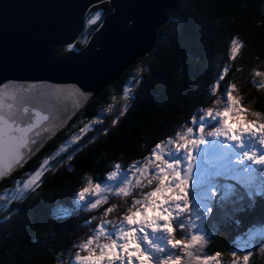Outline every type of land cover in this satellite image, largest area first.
Segmentation results:
<instances>
[{
  "label": "trees",
  "instance_id": "obj_1",
  "mask_svg": "<svg viewBox=\"0 0 264 264\" xmlns=\"http://www.w3.org/2000/svg\"><path fill=\"white\" fill-rule=\"evenodd\" d=\"M112 9L109 1L90 8L76 42L78 49L87 45ZM233 38L241 47L237 56L229 59ZM255 72H264V0H179L170 20L160 28L154 50L137 59L24 167L0 182V264H78L77 256L86 254L81 244L105 238L103 234L97 238L95 232L104 221H108L104 231L111 236L107 238L111 242L117 231L116 218H123L120 211L112 209L104 219L98 213L105 214L112 205L96 210L90 207L93 195L86 194L85 200H80L78 193L98 184L116 194L119 186H125L124 180L130 181L129 174L137 165L156 170L153 151L163 149L164 158L170 159L176 151L174 145L179 143L177 135L187 133L188 128L193 129L188 139L202 137L208 150L215 136L209 133H214L219 123L211 121L206 127L201 111L211 107L217 98L223 100L218 101L216 109L223 111L228 86L238 89L246 103H253L264 116V86H260L261 77ZM221 73L223 79L219 80ZM124 88L129 89L127 101L123 99ZM91 120L97 123L90 124ZM85 124L90 130L73 143L72 136L78 135ZM157 143L162 145L160 149H155ZM182 151L183 148L179 153ZM45 159L49 163L40 169ZM116 165L119 178L115 181L123 182L114 190L116 176L109 180L108 175L117 170ZM37 170L41 177L24 188V182ZM141 172L144 171H138L134 178ZM254 175V184L241 179L238 186H248L252 191L260 187L262 192H253L254 200L247 202L254 209L232 220V224L217 212V201L221 198L226 202L225 197L216 193L211 198L215 235L197 244L196 249H202L206 257L220 253L217 264H233L231 254L242 260L249 252L253 255L248 264H264V250L258 248L259 240L264 241V164ZM150 177H141L139 183H150L149 191H153L157 177ZM127 189V196L133 200L138 187ZM191 193L196 194V190ZM175 251L168 245L158 255L159 262L171 259L169 255Z\"/></svg>",
  "mask_w": 264,
  "mask_h": 264
},
{
  "label": "water",
  "instance_id": "obj_2",
  "mask_svg": "<svg viewBox=\"0 0 264 264\" xmlns=\"http://www.w3.org/2000/svg\"><path fill=\"white\" fill-rule=\"evenodd\" d=\"M109 1L112 11L83 49L76 47L90 8ZM179 0H0V88L5 89L4 111L19 115L21 101L9 94L20 86L70 84L78 81L88 99L69 104L65 123L49 126L36 143L25 149L24 159L4 168L0 182L19 171L75 116L139 58L156 47L158 32L171 18ZM73 47L69 50L68 45ZM31 101L23 106H32ZM25 117H21V120ZM202 163L191 164L188 181Z\"/></svg>",
  "mask_w": 264,
  "mask_h": 264
},
{
  "label": "snow or ice",
  "instance_id": "obj_3",
  "mask_svg": "<svg viewBox=\"0 0 264 264\" xmlns=\"http://www.w3.org/2000/svg\"><path fill=\"white\" fill-rule=\"evenodd\" d=\"M73 47L72 44L68 45L69 50ZM241 45L236 39L231 40L229 59L237 56L238 50ZM227 71V69H225ZM255 76L261 77L260 86H264V72H255ZM219 80L223 79V73L218 77ZM79 82L75 81L70 84L49 85L47 87H37L36 85H29L27 87L20 86L13 90L9 94V98L12 100L19 99L21 101V110L19 115L11 111V105H9V111L6 113L5 108V89L0 88V175L3 174L4 168H12L14 165L20 163L24 159L25 149L30 144L36 143V137H39L41 132H48L49 126H56L57 123L63 124L67 118L71 115L69 111V104L73 108L78 105L76 100L83 97L88 99L85 89L81 91L83 85L77 87ZM215 87V86H214ZM232 86H228L226 89L227 94V106L223 111L213 113L211 110L207 112V116L214 118L219 117L220 127L216 129L214 133L210 135L224 136L233 141H239L242 135L249 134L258 136L260 142L264 145V117H261L259 113H249L248 110L243 109L237 103L234 98ZM129 89L124 88L123 99L127 101L129 99ZM115 100V97H113ZM29 101L33 102L31 107L23 106ZM111 110V106H109ZM120 115H124V109L121 108ZM251 115L254 117L252 120L244 119ZM21 117L25 119L21 120ZM240 117L241 119H235ZM201 119H204L201 116ZM234 121L235 126L232 125ZM261 121V122H257ZM116 120H112V124H116ZM97 123V120H91L90 124ZM90 130L89 124H85L80 128L78 135L72 136V142L75 143L80 137ZM192 128L187 129V133L177 135L175 149L179 151L181 148L189 154L191 159L190 149L195 148L202 142L200 139H188V134H191ZM168 144L172 145L173 141L169 140ZM162 145L157 143L155 149H160ZM63 150V149H61ZM164 153H157L153 151L152 159L156 161L157 172V186L153 191L147 192L143 199H134L131 201V206L123 216V223L127 227H118L115 238L110 243L98 245V254L93 252L90 247L93 243L92 239H89L87 243L81 244L80 247L84 249L88 255L77 256L78 264H150V257L145 254L140 244L138 243V230L151 229L152 231H163L168 234V244L173 249H181L184 251V255H190L187 251L192 249L195 245L201 242L199 236H192L189 241H184L174 238V228L171 223L173 219V210L176 212L186 211L188 208V200L185 195L187 190V174L181 175L179 171V161L167 162L163 159ZM254 155L247 156L248 159H254ZM72 159L71 156L68 157ZM255 163H264V157L254 159ZM49 161L45 159L40 169H43L45 165H48ZM138 171H142L139 165L136 166ZM191 164H189V171ZM116 171H111L108 175V179L112 180L119 170V165H116ZM41 177V171L37 170L31 178L24 182V188H29ZM139 183V182H138ZM101 192V187L97 184L94 188L85 187L78 193L80 200H85L86 194L93 196L98 195ZM117 195L127 196V185L117 190ZM100 203L97 199L95 203H92L90 207L95 208ZM112 212V208H108L105 211L107 216ZM108 221L102 222L95 228L97 238L103 234L105 238H109L108 232L104 231L105 225ZM233 264H248L250 257L253 253L249 252L243 255L242 260L237 254H231ZM220 253L213 256H207L203 258L197 257L195 264H217ZM161 264H182L181 259L176 257L174 259H168L161 261Z\"/></svg>",
  "mask_w": 264,
  "mask_h": 264
},
{
  "label": "rangeland",
  "instance_id": "obj_4",
  "mask_svg": "<svg viewBox=\"0 0 264 264\" xmlns=\"http://www.w3.org/2000/svg\"><path fill=\"white\" fill-rule=\"evenodd\" d=\"M234 98L237 100V103L239 106L242 107H248L251 110H248L249 113L260 112L257 110V107L253 104H247L246 103V97L245 100L243 99V95L239 92L238 89L233 88L232 92ZM223 99L217 98L216 102L211 106L207 107L205 110H202L201 116L204 117V119L201 121L206 124V127H208V124L211 123V121H214L213 123H219L220 127V121L219 117L215 116L214 120L213 118H210L207 116V112L211 110L213 113L220 112L216 109V106L218 105V101H222ZM248 102V101H247ZM261 117H264L262 114H260ZM235 119H241L240 117H237ZM247 120H252L254 117L249 115L248 117L244 118ZM261 122V121H257ZM232 125L235 126L234 121H232ZM214 143H212L209 147L208 150L207 148L204 147L203 142L198 144L195 148L190 149L191 152V159H189V154L186 153L185 151H182L179 153V151H175L174 155L170 159H165L163 156V159H165L167 162H172V161H179L180 166H179V171L180 174L185 171L189 164H193L196 160V156H201V155H206L205 159L208 161V166H203L200 169H198L196 172H194L193 175V184L190 186V182L187 181V190H186V197L188 200V208L186 211H181V212H176L173 210V213L176 212V215L173 214V219L171 221L173 228H174V238L184 240V241H189L192 236L196 235L201 238V243H205L210 241V239L215 235V230L213 229L215 226V221L212 218V211L210 210L207 212L209 208L214 209V205H206L202 201L207 203V200L205 199H200V197L203 198H208L210 194L218 193V190L215 189L213 184H209V179L210 176H215V177H222L225 180L226 179H236L238 180L240 177H245L247 179H255L254 174L257 168H259L262 164L264 163H255L254 159H258L260 157H264V145L261 144L260 138L258 136H253L249 134L242 135L239 141H233L230 140L224 136H218L215 135L213 137ZM221 147V149H219ZM232 149L235 151L230 155ZM226 152V155L223 154V152ZM159 153H163V149L157 151ZM254 155V159H248L246 158L247 156ZM249 162L247 165L246 163ZM152 164L156 166V161L153 160ZM215 169L216 174L212 175L211 168ZM142 171L139 174H137V177L134 178L135 174L138 172L137 168L133 174H129L130 176V181L128 179L124 182L125 186L132 188L133 187H138V193H133L132 197L134 199H140V195L145 196L147 192H149V184L145 182H139L141 177L144 176H149L151 175L150 178L157 177V172L156 170H150L146 169L142 166H139ZM233 169L234 173L230 171V169ZM132 168H130L131 170ZM222 170V171H221ZM224 171V172H223ZM119 176H116L114 178V181L117 180ZM149 181V178H147ZM113 182V181H110ZM123 180L119 179L117 182L113 184V189L117 190V185H122ZM157 186V185H156ZM155 186V187H156ZM264 186V185H263ZM123 186H119V188H122ZM154 187V189H155ZM264 188V187H263ZM153 189V190H154ZM192 189L196 190V194L192 195ZM109 189L108 188H103L101 189V192L96 195L92 196L94 197L93 203L97 199L100 200V203L95 207L96 210H101L107 207L108 205H112L107 208H112V209H118L121 213L122 216L127 214L130 206H131V201L128 196H123V195H117V194H112L108 193ZM137 194V195H136ZM225 199H226V204H229L228 207L223 206V204L219 201H217V204L220 206V208L217 209V212L220 213L221 215L223 214L228 222H231L232 220L236 221L239 217L245 216L244 214H248L250 211H252L254 208L252 207V204L247 202L252 200V195L251 194H242L241 192H236L233 187L231 186L230 188H226L223 193ZM124 197L123 201L120 202L117 205H113L120 197ZM196 201L198 202L196 204ZM207 212V213H206ZM98 213V212H96ZM102 215V218L105 219L106 215L104 214V211L102 213H98ZM177 216V217H176ZM208 218V223L205 222L203 217ZM176 217V218H175ZM178 219H181V221H178ZM117 228L118 227H127L123 223V218L122 217H117L115 221ZM232 224V222L230 223ZM146 230H138V239L139 236L144 235L145 238H143V241L140 242V246L142 250L145 252L146 255L150 257V264H161L159 262V258H156L157 253L160 255L166 247L169 245L168 240L169 236L167 233L161 231L159 233H155L153 237L154 239H151L145 235ZM255 232L260 233V230H255ZM162 233V234H160ZM264 234V230L262 231ZM256 236V234L254 233ZM158 237V239H157ZM258 238V236H257ZM259 240V239H257ZM105 243H110L109 240L106 238H99L98 240L94 241L92 245L90 246L93 250V252L97 253L99 252V247L98 245L105 244ZM147 246H144V245ZM259 249L264 250V241L259 240ZM195 245L191 250H187L188 252L191 251V254L203 258L206 257L203 255V250L198 248L196 249ZM196 249V250H195ZM177 251L173 252L171 255V259H174L176 257H179L181 259L182 264H195V259L191 255H184L183 251H179L180 249L177 248ZM261 253V251H260ZM89 253L86 252L85 255H88ZM84 255V256H85ZM83 256H81L82 258ZM135 264V261L133 262Z\"/></svg>",
  "mask_w": 264,
  "mask_h": 264
},
{
  "label": "bare ground",
  "instance_id": "obj_5",
  "mask_svg": "<svg viewBox=\"0 0 264 264\" xmlns=\"http://www.w3.org/2000/svg\"><path fill=\"white\" fill-rule=\"evenodd\" d=\"M178 4V3H177ZM235 150L234 149H232V151H231V153H229L230 155L234 152ZM230 171L232 172V173H234V171H233V169L231 168L230 169ZM224 172V171H223ZM213 183V185H217V184H221L222 183V181H221V179H219V178H210L209 179V184H212ZM227 182H223L222 184V186H224V184H226ZM191 193V192H190ZM195 194V193H194ZM216 193H214L213 195H210V198H212L214 195H215ZM202 199V198H201ZM206 200V199H205ZM209 200V199H208ZM173 214H175L176 215V212H174ZM177 217V216H176ZM175 217V218H176ZM146 230V232H145V235H147V237H149V238H151V239H154L155 237H153V235L155 234V233H159V232H161V231H152L151 229H145ZM160 234H162V233H160ZM143 238H145V236L144 235H141V236H139V239H138V243H140V242H142L143 241ZM157 239H158V237H157ZM144 246H147L146 244L144 245Z\"/></svg>",
  "mask_w": 264,
  "mask_h": 264
}]
</instances>
